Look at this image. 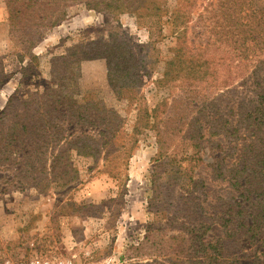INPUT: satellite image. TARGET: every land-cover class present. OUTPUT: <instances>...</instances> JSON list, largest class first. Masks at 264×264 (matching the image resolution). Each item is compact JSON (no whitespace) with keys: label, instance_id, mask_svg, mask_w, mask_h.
Here are the masks:
<instances>
[{"label":"rangeland","instance_id":"obj_1","mask_svg":"<svg viewBox=\"0 0 264 264\" xmlns=\"http://www.w3.org/2000/svg\"><path fill=\"white\" fill-rule=\"evenodd\" d=\"M162 1L165 8L159 11L160 14L149 12L144 16L129 10L112 14L86 8L82 3L74 4L69 8V17L48 30L30 49L20 32L9 33L8 9L5 1L0 0V71L3 69L7 75L6 82L0 85V111L16 89L20 97H25L27 91H41L46 86L60 87L57 77L62 72L66 78L60 79V83L64 81L67 89L74 91L73 96L78 102L102 101L99 108L89 109L88 118L78 123L74 118H65L63 134L66 139L61 142L64 148L65 141L69 142L74 136L103 137L100 134L106 127L103 118L109 117L112 110L111 119H122L121 130L126 132L121 135L119 131L115 136L110 133L111 142L105 146L95 144L94 156L77 155L72 147L82 145L83 141L72 142L69 150L59 146L57 152L62 155L56 165L46 167L40 176L35 174L36 180H30L31 177L27 178L21 172L25 157L19 156V152L14 153L16 159L0 162V264H27L34 259L47 264H135L137 257L146 261L156 253H164L167 237L178 233V228L167 225V221L174 213L178 202L175 193L182 182L168 190L171 195L165 203L151 201L156 172L165 169L158 158L156 131L148 128L140 131L138 142L126 162L121 160L125 157L123 142L132 134L140 108L159 106L158 120L169 124L167 134L171 141L178 143L181 137L175 128L185 130V122L196 114L195 104L190 102L206 100L211 104L220 101V109L224 111L226 103L251 99L253 88L246 74L254 69L255 61H250L244 68L235 67L231 76L234 78L225 87L219 86L222 79L217 80V72L208 77L211 80L216 77V82L208 84L197 80L189 82L182 76L164 81L167 62L182 39L179 31L183 28H176L171 23L170 12L177 1ZM252 1L256 7H264V0ZM211 16L212 5L208 0H198L190 14L181 15L178 21L190 17L185 37L188 48L193 49L207 39L215 40L216 35L209 32L210 24L214 23ZM179 25L184 26L182 22ZM123 39L133 51L134 70L139 77L138 94L133 101L128 99V92V95L118 97L109 85L106 58L82 59L75 64L77 56L84 55L89 48L88 43L97 41L103 47L108 43H121ZM120 50L124 51L123 46ZM214 51L213 46L211 52L216 57ZM69 61H73L74 66ZM25 66L30 67L24 71ZM221 93L224 94L222 97ZM176 100L182 102L174 104ZM95 119L96 124H91L90 121ZM212 143V140L205 141L200 148L201 160L186 161L184 167L193 170L194 178L200 177L197 191L205 199L204 205L214 211L217 197L228 196L229 188L226 182L212 178L214 163L227 151ZM175 146L173 143L167 150L171 152ZM177 151H187L185 144L180 142ZM106 154L107 166L116 167L118 171L115 177L101 171ZM187 176L190 181V175ZM36 181L38 184L32 185ZM154 219L160 228L153 231L141 253L134 248L141 244L148 233L149 222ZM219 235L221 229L214 226L204 238L215 241ZM219 242L225 246L226 258L238 264H258L264 252V235L258 240L244 236L240 242ZM160 259L169 261L167 255H161Z\"/></svg>","mask_w":264,"mask_h":264},{"label":"trees","instance_id":"obj_2","mask_svg":"<svg viewBox=\"0 0 264 264\" xmlns=\"http://www.w3.org/2000/svg\"><path fill=\"white\" fill-rule=\"evenodd\" d=\"M4 1L9 14V33L20 32L30 49L44 37L48 30L69 17V8L74 4L82 3L86 8L105 10L112 14H121L129 10L131 13L138 12L140 16L149 12H155L158 15L159 11L165 8V2L162 0H147L140 3L138 0ZM176 1L178 4L172 8L170 17L171 23L176 28H183L179 31L182 39L174 48V55L167 62L164 81L182 76L183 80L186 79L189 82L197 80V82L208 84L216 82L214 79L216 77L212 80L208 77L213 72H217V80L222 79L219 81L221 83L219 86L225 87L234 78L231 76L235 67L244 68L250 61H255L254 69L246 74L248 81L251 82L249 85L253 88V96L248 100L241 99L238 103H226L223 107L224 111L220 109V101L209 103L210 105L206 103V100L203 102L200 100L197 103L189 101L195 104L196 114L185 122L187 127L185 130H181L180 127L175 128L176 134L181 137L178 143L175 140L171 141L167 134L166 129L169 124L162 119L158 120L159 106L154 109H138L132 134L127 141L123 142L125 157L121 155L123 158L121 160L126 162L132 155L133 148L139 139L138 134L143 128L153 129L156 131L159 144L158 158L161 161V167L165 169L156 172L151 201L165 203L171 195L168 190L178 182H182V186L180 185L175 193L178 202L174 207L173 215L167 221V225L178 228V233L167 237V250L164 253H156L154 257L146 261L137 257L135 264H178L177 262H181L180 264H238L226 258L225 246L219 241L226 240L228 244L229 240L240 242L244 236L258 240L261 239V235H264V7H256L252 0H208L212 5L211 17L214 18L209 32L216 35L215 40L207 39L205 43H198L191 49L185 45L186 27L190 17L183 21L178 20L182 14H190L198 0ZM179 22H182L184 26L180 27ZM90 43L95 45L89 46ZM90 43L87 44L89 48L84 51V55H74L77 56L75 64L82 59L106 58L108 82L115 94L123 97V94L128 92V99L135 100L138 94L139 77L134 70L133 51L127 46V40L123 39L121 43L116 42L119 47L116 43L105 44L106 47L104 45L100 47L97 41ZM121 46L124 51L120 50ZM213 46L217 58L211 52ZM69 63L74 66L73 61ZM27 67L30 66H25L24 71ZM66 67L69 68L68 65ZM6 78L7 75L2 69L0 85L6 82ZM65 78L66 76L61 72L57 77L60 87L46 86L41 91H27L25 97H20L16 89L0 111V162L16 159L17 156H14V153L19 152V156L25 157V167L21 169V172L27 178L31 177L30 180H36L37 175L40 176L46 167L56 165L62 155L57 152L59 146L69 150L72 142L83 141L82 145L73 143L72 148L76 149L77 155L94 156L95 152L92 150L95 144L100 143L101 146L109 144L110 133L111 135L114 133V136L119 131L121 135L126 134L121 130L123 120L117 117L111 119L112 110L109 117L105 115L103 118L106 122L105 130L100 131L103 137L96 139L88 136L84 138L79 135L74 136L69 139V142L65 141L64 148L61 142L66 139L63 134L65 118H74V121L78 123L81 119L88 118L89 109H97L99 108L97 106L102 103L98 99L88 100L85 103L78 102L73 96L74 91H69L64 81L60 83V79ZM222 95L224 94L221 93L220 97ZM192 100L195 99L192 98ZM180 102L182 101L176 100L174 104ZM97 117L99 118L98 115ZM94 122L96 119L90 121L91 124ZM118 136L121 137L120 134ZM210 140L215 147L227 150L225 155L214 163L212 178L226 182L229 194L217 197L218 203L214 204V211L204 205L205 199L201 198L197 191L201 184L198 179L200 177L194 178L193 170L184 167L186 161L201 160L200 148L205 141ZM17 142L20 145L15 146ZM180 142L185 144L186 153L177 151ZM173 143L176 146L170 152L167 148ZM126 145L128 147H125ZM107 158L106 154L103 157L105 162L101 171L115 177L118 171L116 167L107 166ZM188 174L190 181H188ZM33 184L38 183L36 181ZM189 203H191L190 207ZM214 226L221 229V235L217 236L215 241H208L204 237ZM157 228L160 227L156 226L155 219L150 221L147 226L148 233L141 244L134 249L141 252L145 242ZM161 255L168 256V263L160 259ZM259 258L258 264H264V252Z\"/></svg>","mask_w":264,"mask_h":264},{"label":"built area","instance_id":"obj_3","mask_svg":"<svg viewBox=\"0 0 264 264\" xmlns=\"http://www.w3.org/2000/svg\"><path fill=\"white\" fill-rule=\"evenodd\" d=\"M27 264H47V262L34 259V260H31L30 262H28Z\"/></svg>","mask_w":264,"mask_h":264}]
</instances>
